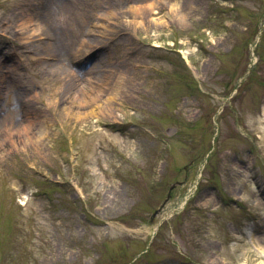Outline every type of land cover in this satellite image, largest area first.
<instances>
[{
  "label": "rangeland",
  "instance_id": "rangeland-1",
  "mask_svg": "<svg viewBox=\"0 0 264 264\" xmlns=\"http://www.w3.org/2000/svg\"><path fill=\"white\" fill-rule=\"evenodd\" d=\"M144 1L0 0V60L23 55L0 122L39 94L28 110L52 129L42 146L0 150V264H264V0H171L181 12L159 4L144 28L124 12L105 45L85 35ZM29 11L54 31L55 51L38 42L44 63L17 41ZM60 92L99 96L88 107L116 118L62 129L45 111Z\"/></svg>",
  "mask_w": 264,
  "mask_h": 264
},
{
  "label": "bare ground",
  "instance_id": "bare-ground-1",
  "mask_svg": "<svg viewBox=\"0 0 264 264\" xmlns=\"http://www.w3.org/2000/svg\"><path fill=\"white\" fill-rule=\"evenodd\" d=\"M144 2L145 3L141 6L131 5L126 11H124L123 9L119 11L114 9V11L108 10V11H105L104 13L98 14L95 18H93L90 21L89 27H88L89 29L86 31L85 35L91 36V35L96 34L99 38L104 39L103 43L105 45L107 41L111 39L110 32H112L114 28L116 27V25L122 21V17H124L123 16L124 12L126 14H131L132 18L130 20H124L126 24L122 23L123 26H127V25L132 26L134 27V29L142 28L146 24L145 19L149 22L150 19L148 18L147 14L149 13L153 15L155 12V9L156 10L160 9L158 8L159 4H160V7H161V4L163 7H168V11L171 12L172 14H175V13L179 14L181 12V7H180L181 3L179 2H175L171 0H156V1L145 0ZM187 3L189 2L186 1L183 4L185 5ZM143 15H146V16H143ZM23 16L24 17L22 19H19L18 23L17 21L14 22L16 27L18 28L17 31H19L21 35V38L17 39V41L18 42L21 41V44L23 46L25 45L32 46L33 47L32 49H36L35 51L33 50L34 51L33 54L35 57L34 60H36L37 62L44 63L46 62L45 59L49 61L50 60L49 58H52V57L45 58V56H43L42 52L39 49L41 47L39 43L40 41H42V44L45 46L47 51L49 49L52 51H55L57 45L52 46V44L46 43L43 40V39H49L50 40L49 42L52 43L53 39L55 38L53 29L49 31V29H46L47 25L42 27L41 24H38L35 18L36 16L35 11H32V12L29 11L28 13L25 12ZM152 21L153 22L151 23L154 24L156 22V19ZM52 26H53L52 23L49 24V27H52ZM4 28L5 30H8V25H6ZM88 43L89 45H87L88 47L87 49L93 50L96 47V45L97 46L101 45V40L97 39V41H89ZM77 51L78 52L76 53V55H78L80 52L79 48H77ZM9 53L11 54V51L8 52V54ZM50 55L51 54L48 53L47 56H50ZM184 58H186V60L188 61L187 56H184ZM9 60L10 59L6 60L5 63H3L0 60V99H2L3 96L10 94L14 87L17 89L23 88L21 83H19V85L16 83V85L11 86L10 82L7 81L8 77L6 76V71H9L10 69H12V72L15 73L17 72L16 68H18V66L13 65V64L8 65ZM20 61L21 60L19 59V65H21ZM57 72H59L60 75H63L64 73L63 71H60V69L57 70ZM104 83L107 85V80H105ZM26 90L29 91L28 89ZM99 90L102 91L101 89ZM19 95H20V90L17 92L18 97ZM60 95L62 96H59L57 94L51 95L50 101L47 103V105H45V111L48 112L50 116L52 117L53 119L52 123L53 121L58 122L60 125H62V129H64L63 125L65 123H68V126H71L74 130L77 129L78 126L80 125H82L84 128H87L88 126L85 125V122L88 124L90 122L87 121L86 118H89L91 116H97V115H100L103 117L108 116L113 120L114 118H116V114L114 116V113L111 112L112 110L111 111L109 110V108H111V105L109 103L108 104L97 103L96 108L88 107L89 106L88 103L90 101L91 102L99 101L98 99L100 98L99 96H96V97L91 96V99H87L86 97L82 98L81 96L75 95L73 93L70 95V97L67 96L66 92H63V94L60 92ZM61 102H63L64 104L63 109L59 113L58 111L51 113V108H53L54 106V109H55L57 107V104L59 105ZM26 103H28L27 109H25L26 114L21 116L20 120H17L13 124L11 122L6 123L5 121L0 122V150L3 148L4 143L8 141L12 142L15 145L14 146L15 149H18V147L21 145V149L23 150L27 147L26 145L28 143H29L28 146H30L31 144L35 146H39V145L42 146L44 145L45 141L46 142L51 141L49 140V135L52 129H51V125L48 124V123H51V121L48 119V115H45L43 121H40L41 123L46 124L44 130H42V132L40 129L39 131H36L35 125H36L37 117L32 115V111L28 110V109H31L30 103L32 104L34 108H35V104L37 103L40 104V95L35 94L33 99L30 97ZM75 106L79 107V110H76ZM86 108H90V110L88 112L82 111L83 109H86ZM64 119H66V121H63ZM97 124H100L99 121L96 122V125ZM96 131L97 130H95V132ZM1 132L3 133L1 134ZM3 136H5V138L1 141V138ZM105 136H106L105 137L106 139L107 135L105 134ZM43 139H45V141ZM41 149L42 148H40L39 151ZM262 253L264 254V250L262 251ZM260 264H263V263H260Z\"/></svg>",
  "mask_w": 264,
  "mask_h": 264
}]
</instances>
